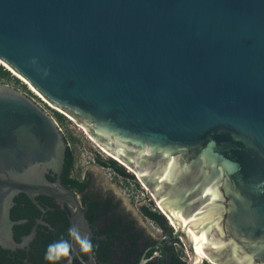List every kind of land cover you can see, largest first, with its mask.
I'll return each mask as SVG.
<instances>
[{"label":"water","instance_id":"95a60500","mask_svg":"<svg viewBox=\"0 0 264 264\" xmlns=\"http://www.w3.org/2000/svg\"><path fill=\"white\" fill-rule=\"evenodd\" d=\"M0 58L138 173L192 263L264 264V0H0ZM66 146L0 81L1 247L34 238H14V197L57 195L25 175Z\"/></svg>","mask_w":264,"mask_h":264},{"label":"flooded vegetation","instance_id":"af4514ba","mask_svg":"<svg viewBox=\"0 0 264 264\" xmlns=\"http://www.w3.org/2000/svg\"><path fill=\"white\" fill-rule=\"evenodd\" d=\"M26 94L29 95L28 93ZM29 96L33 98L31 95ZM56 115H57V111H56ZM64 138L66 140L67 146L65 153H62V156H59L60 159L59 158L55 159L53 162L48 164L41 163L36 166H33L28 170V172L25 175L28 181L34 183L48 184L53 187H56L58 189L57 195L53 194L52 192H48L46 190H39L38 192L33 194L34 198L38 201V203H36L33 200V198L30 196V194H27L25 192H20L17 194L20 195L21 193H24L25 198L32 199L33 202L40 208L39 212H37V214H35L34 216L35 219L34 227L36 228V226L38 225H43L48 228L47 231L55 230L52 221L55 219V217H57V213H58L57 211L61 209L65 212L66 216L68 217L71 226H72L73 217L75 215L77 216L76 219L77 226L80 228L82 233L88 234V236L90 237L93 243V250L89 254H81L79 250V246L76 244L80 255L87 263L122 264L125 263L126 257L135 260L137 259L138 255H140L141 257L139 264L141 263L142 260H145L144 264H162L161 262L162 258L168 259V261L166 260V263H169V261L171 260L170 256H173L174 252L178 253V251L180 250L178 249V247H176V245L179 244L180 242H183L182 235H179L175 240H173L172 238L164 236L165 234L167 233L170 234V233L162 228V233L159 235V237L154 236L147 229L145 222L141 218H138L132 209L127 207L126 201L115 190V188L113 186H109L105 190L103 187L105 183L104 185L99 183L98 181L99 179L96 178V176L90 169L86 170L84 173L81 174L77 172L76 166H74V168L70 171V173L67 174L68 171V165L66 161L67 149L68 147L73 149V146L70 142L67 141L65 136ZM101 155L102 154L98 151L97 159L102 167L113 169V171L118 177L122 178L126 183L128 182L131 185H134V187L137 190L144 193L143 189H146L147 186L140 179L137 172L129 168L128 167L129 165H125L124 163L120 162L119 159H116V157L110 156L109 159H102L100 157ZM99 158L101 160H111V164H104L99 160ZM75 165H76V159H75ZM115 165L116 166L118 165L119 167H123L129 176L126 177L122 174H119V172L116 170ZM68 178L77 179L79 181V184L74 185L72 183H69ZM111 179H115V177H111ZM123 180H119V182L123 184L124 183ZM152 196L154 197L153 194ZM144 200L145 199H143V201ZM155 201L158 209L157 208L153 209L152 207L151 208L153 210H157L160 213H162L165 216L166 220L168 219L170 223L174 224V226L170 224V226H172L173 228V232L171 235H173L174 233H176L177 230L174 221L170 217L169 218L166 217L168 215L164 210H162L156 198ZM77 202H79V204L81 205L80 211L79 209L76 208ZM144 206H148V205H146L143 202L138 203V206L136 208L138 214H140V216H142L146 221L153 222V220H151L149 216L144 214L143 212ZM120 216H125V217L128 216V219L134 221L135 228L134 230L127 229L125 231V234H129L131 237L116 238L115 236H113L114 242L110 243L108 238H106V235L100 234L98 232V229H105V228L108 229L109 226L113 227L115 225L120 226L122 229L126 228V226L128 225L126 221L124 222L116 221L117 220L116 218H119ZM133 233H135L136 236H134ZM33 240L34 239H32L29 243L24 244L23 247L21 248H25L26 251L28 252L30 247L32 249V246L30 245ZM107 242H109L110 244H108ZM137 242L139 243V246L137 247V253L133 256L128 254L127 250L134 247L135 246L134 244ZM171 248L173 249L174 252L170 251ZM15 249H9V250L15 251ZM112 249H118L119 253L118 254L112 253L111 252ZM123 249L126 251L122 252ZM103 251H107V252H103ZM100 254L106 256L107 262L109 263H106ZM32 255L33 254L31 253L27 254L26 256H22V255L14 256L13 254H8V256L11 257L12 261L16 263L18 261V264H24V263L39 264L40 263L39 260L32 258ZM70 259H71V264H85L84 261H82L77 255L73 253V250ZM181 259L185 261L186 264H194L192 263L191 254L189 259L184 258L182 255H181ZM196 263L197 262H195V264ZM61 264H69L68 259L62 260ZM201 264H204V262H201Z\"/></svg>","mask_w":264,"mask_h":264},{"label":"trees","instance_id":"16d2710c","mask_svg":"<svg viewBox=\"0 0 264 264\" xmlns=\"http://www.w3.org/2000/svg\"><path fill=\"white\" fill-rule=\"evenodd\" d=\"M5 77H7V78L11 77V72L7 68H5L3 65L0 64V78H5ZM57 117L61 120L66 119V117L59 112H57ZM75 159H76V156H75L74 149H71L70 147H68L67 155H66V161H67V165H68L67 174H69L70 171L74 168ZM99 160L101 162H103L104 164H111V160H101L100 158H99ZM115 167H116V170L119 172V174H122L126 177L129 176L123 167H119L118 165L117 166L115 165ZM68 181H69V183H72L74 185L79 184V181L77 179H74V178H68ZM39 209L40 208L33 202L32 199L25 198L24 193H21L20 195H16L14 197V204L11 208V218L15 221L24 219L23 222L15 223V225L13 227L14 228V238L18 242H22L23 237L26 235H29L32 232L34 225H35L34 216H35V214H37V212H39ZM57 212H58L57 217H55V219L53 221L51 220L53 226L55 227V230L47 231L48 228L43 226V225L36 226V234L33 238L34 240L31 242V245H30V246H32V249L29 246L30 249L28 252L26 251L25 248L19 247V248H16L15 251H10L9 249H5V248L0 246V262H2L3 264H18V261H17V263L12 261L11 257H9L8 254H13L14 256L15 255L16 256H18V255L26 256L27 254L31 253V254H33L32 258L39 260V262H40L39 264H49V262L44 259V254H45V251L47 249V246L50 243H52L56 240H59L61 238L70 239L68 236V229H69V227H71L69 219L63 210L60 209ZM143 212H144V214L149 216V218L151 220H153V222H155L157 225L162 227L164 230H167L170 234H172L173 228H172V226L167 224V220L162 213H160L157 210H153L149 206H144ZM116 219H117L116 221H120V222L126 221L128 224L126 226V228L122 229L120 226L115 225L113 227L109 226L108 229L107 228L98 229V232L100 234L106 235V238H108L110 243L114 242L113 236H115L116 238L131 237L129 234H125V231L127 229L134 230V228H135L134 221L128 219V216H126V217L120 216L119 218H116ZM118 231L121 233H119ZM133 235L136 236L135 233H133ZM109 242H107V243L110 244ZM134 245H135L134 247L127 250L128 254H130L132 256L137 253V247L139 246V243L137 242ZM34 249H35V251H34ZM124 251H126V250L123 249L122 252H124ZM170 251L174 252L172 248ZM103 252H107V251H103ZM103 252H100V253H103ZM111 252L118 254L119 250L118 249H112ZM182 253H183V250H179L178 253L174 252V255L170 256L171 260L169 261V263H166V260L168 261V259H166V258H162L161 262H162V264H186L185 261H183L181 259ZM81 254H84V253H81ZM101 257L104 259V261L106 263H109V262H107L106 256H104L102 254ZM140 258H141L140 255H138L137 259H135V260H132V259H129L128 257H126L125 263H122V264H139ZM59 264H61V261L59 262ZM204 264H213V263L205 261Z\"/></svg>","mask_w":264,"mask_h":264},{"label":"rangeland","instance_id":"374dc122","mask_svg":"<svg viewBox=\"0 0 264 264\" xmlns=\"http://www.w3.org/2000/svg\"><path fill=\"white\" fill-rule=\"evenodd\" d=\"M11 72V71H10ZM18 79V80H17ZM0 81L6 82L10 85H13L16 88L28 93L32 97L37 98V96L28 88V85L17 75L11 72V77L7 78H0ZM56 115V114H55ZM57 117V115H56ZM58 118V117H57ZM59 119V118H58ZM63 124V129L71 142L73 149L76 153V170L78 173H84L86 170L90 169L97 179H99V183H101L104 189L106 190L109 186H113L115 190L123 197L126 201L127 207L132 209L135 215L138 218H141L145 224L147 229L154 235L159 237L162 233V227L157 225L154 222L146 221L140 214H138L137 206L139 202H143L149 207L153 209L157 208V204L155 201V197L152 196V192L149 187L144 190V193L137 190L134 185L130 183H126L122 178L118 177L113 169L102 167L97 159L98 151L102 154L100 157L102 159H109V155L105 153L106 151L102 149L86 134L83 132V129L79 127V125L75 124L74 122H70L66 119L61 120ZM77 121V120H76ZM79 122V121H78ZM89 137H87L86 135ZM105 151V152H104ZM111 177H115V179H111ZM117 177V178H116ZM119 180H123L124 183L121 184ZM143 199H145L143 201ZM158 209V208H157ZM168 225H170L169 220ZM183 242H180L176 245L178 249L183 250L182 256L186 259L190 257V247L187 243L186 239L182 236ZM209 262L213 263L212 261L208 260Z\"/></svg>","mask_w":264,"mask_h":264},{"label":"clouds","instance_id":"9594fccd","mask_svg":"<svg viewBox=\"0 0 264 264\" xmlns=\"http://www.w3.org/2000/svg\"><path fill=\"white\" fill-rule=\"evenodd\" d=\"M68 236L70 239L61 238L50 243L47 246L44 254V259L48 261L49 264H59V262L64 259H68L69 264H71L70 257L73 249V244L71 241H75V243L79 246V250L81 253L89 254L92 252L93 243L90 237L88 236V234L82 233L78 226L72 225L71 227H69Z\"/></svg>","mask_w":264,"mask_h":264},{"label":"bare ground","instance_id":"6f19581e","mask_svg":"<svg viewBox=\"0 0 264 264\" xmlns=\"http://www.w3.org/2000/svg\"><path fill=\"white\" fill-rule=\"evenodd\" d=\"M0 62L2 63V64H4L7 68H8V70H10L11 72H13L15 75H17L18 77H20L33 91H35L38 95H40V96H43V97H45L25 76H23L21 73H19L18 71H16L14 68H12L7 62H5L3 59H1L0 58ZM46 98V97H45ZM55 106V105H54ZM55 107H57L58 109H60L61 110V112L62 113H65L71 120H73L74 121V123L75 124H77V125H79V127H81L82 129H83V132L85 131L86 132V134H88V136L99 146V148L101 147L102 149H104L106 152L105 153H107L109 156H111V157H116L114 154H112L111 152H109L107 149H105L92 135H91V133L87 130V128L82 124V123H80V122H78V121H76V119L72 116V115H70L68 112H66L65 110H63L62 108H60V107H58V106H55ZM85 134V135H86ZM87 136V135H86ZM87 136V137H88ZM88 137V138H89ZM116 159H119L118 157H116ZM119 161L120 162H122V163H124L125 165H127L124 161H122L121 159H119ZM129 168H131L130 166H128ZM132 169V168H131ZM133 170V169H132ZM133 171H135V170H133ZM136 172V171H135ZM138 174V173H137ZM139 176V175H138ZM157 200V199H156ZM157 202H158V200H157ZM158 204L160 205V207L162 208V210H164L163 209V207H162V205L158 202ZM165 211V210H164ZM167 214V213H166ZM168 215V214H167ZM167 218H171V216L170 215H168V216H166ZM172 219V218H171ZM173 220V219H172ZM174 221V220H173ZM173 221H171V222H173ZM175 223V222H174ZM170 224H172V223H170ZM173 226H174V224H172ZM175 225H176V227H177V224L175 223ZM205 259H207V261L208 260H210V261H212L213 262V260L211 259V258H209V257H207V256H205V255H202V254H199L198 252H194V260H195V262H197L198 264H201V262L202 261H205ZM196 263V264H197ZM195 264V263H194Z\"/></svg>","mask_w":264,"mask_h":264},{"label":"built area","instance_id":"2783aa9c","mask_svg":"<svg viewBox=\"0 0 264 264\" xmlns=\"http://www.w3.org/2000/svg\"><path fill=\"white\" fill-rule=\"evenodd\" d=\"M1 65H4L0 62ZM5 66V65H4ZM6 67V66H5ZM28 88L37 96V98L33 97L35 99V101L41 106L43 107L49 114H51L53 116V118L55 119L57 126L59 127L60 131L64 134V136L66 137L67 141H69L64 129H63V124L62 122L56 117V111L63 114L66 117V120L70 121V122H74L73 120H71L65 113H62L60 109H58L57 107L54 106L53 103H51L47 98L38 95L35 91H33L29 86ZM71 143V142H70ZM207 260V259H205ZM204 262V261H202ZM211 263V262H210Z\"/></svg>","mask_w":264,"mask_h":264}]
</instances>
